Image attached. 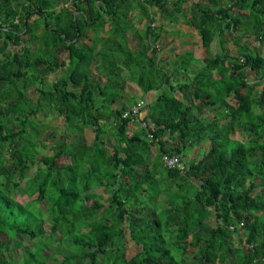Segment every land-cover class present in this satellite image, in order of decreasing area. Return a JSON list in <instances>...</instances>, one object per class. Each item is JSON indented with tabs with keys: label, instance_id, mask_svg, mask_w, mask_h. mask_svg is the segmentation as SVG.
Returning <instances> with one entry per match:
<instances>
[{
	"label": "trees",
	"instance_id": "obj_1",
	"mask_svg": "<svg viewBox=\"0 0 264 264\" xmlns=\"http://www.w3.org/2000/svg\"><path fill=\"white\" fill-rule=\"evenodd\" d=\"M184 1L0 0V264H264V0H197L190 13ZM183 13L201 58L162 34L160 22ZM34 40L32 51L23 44ZM166 48L170 62L158 55ZM125 79L142 92L135 102L157 90L146 119L158 140L144 128L128 136L122 112L134 102L111 104ZM57 115L59 134L45 119ZM162 153L178 154L185 172L165 169Z\"/></svg>",
	"mask_w": 264,
	"mask_h": 264
},
{
	"label": "rangeland",
	"instance_id": "obj_2",
	"mask_svg": "<svg viewBox=\"0 0 264 264\" xmlns=\"http://www.w3.org/2000/svg\"><path fill=\"white\" fill-rule=\"evenodd\" d=\"M193 1H197V0H186L185 1V5L187 3H189V5L193 2ZM64 3L67 4V6L69 5L68 3V0H56L55 2V6L57 8L61 7L64 5ZM187 5V6H189ZM186 7V6H185ZM197 10V9H195ZM190 13V12H189ZM184 14V17L183 16H180L179 19H178V24H174V23H171L169 22L167 19H164L160 22V24H162L163 26V35L165 36H175V37H181L183 39H186L189 41V43L186 45V47L189 49L191 48L192 51H193V54H194V57L196 58H201L202 56V48L200 46V38L199 36L197 35V30L195 29V27H193L192 25L188 24L187 22H185L187 19H188V16L190 14H186V13H183ZM186 14V16H185ZM235 14V13H234ZM157 23V22H156ZM176 27H179V30L176 28ZM195 30V31H193ZM172 31V32H171ZM193 31V33L195 34L194 36L192 37H189L190 34H192L191 32ZM39 32V30H37V33ZM173 33V34H172ZM91 34V33H89ZM163 38H160L158 41H157V44L159 45L160 41H162ZM0 43H1V40H0ZM23 44L28 47L31 51L34 49L35 45H36V40L34 41H28V42H23ZM228 44V43H227ZM184 46V45H183ZM178 47H180V45H178ZM13 50H17L18 49V52L20 51L19 49V46H16V47H12ZM178 49L175 48V51H177ZM159 57H166V59L168 60V62H170V59L172 58V56L170 55V53L168 52V48L164 49V50H160L159 52ZM62 59V57H61ZM166 61V60H165ZM164 61V62H165ZM195 61V60H193ZM94 63L92 64L91 66V72L96 76L97 79L101 80V81H104V77L102 74H100L99 72L96 71V69L93 67ZM166 65H169V63L166 62ZM60 68L55 70V71H52V72H49L46 77L44 78V81H43V84L42 86H47V85H50L52 81H54L55 79H57V77L61 74L60 72ZM122 73L126 76V72L125 71H122ZM195 71L194 70H191L190 73L184 77L185 80H190L193 75H194ZM125 85H124V89L121 91V93L119 95H116V97L114 98L113 102L111 103L114 107H118L122 102H128V104H131L132 102H135L136 99H138L141 95H142V92L140 90V88L134 84V82L130 81L129 79H125L124 81ZM167 85H162V90H164V88H166ZM260 87V86H259ZM34 91V86L32 84H29L27 86V88L25 89V92L27 93H32ZM157 90H152V91H149L145 94H143V97L145 96V101L144 102H147L150 103V101L157 95ZM177 96L181 97V93H177ZM229 103H232L234 104L235 103V99L233 97H228L227 98ZM99 103V102H98ZM184 103L186 105H188V100L184 98ZM208 108V107H206ZM140 114V113H139ZM206 116L208 117H212L213 114L211 113H206L205 114ZM39 119H42V116H40L39 114L37 115ZM46 121L50 120L51 121V125L57 130L58 134L64 130L65 128V125H64V122H65V116L63 115H57L56 117L54 116H48L47 118H45ZM15 124H18L20 125V122L19 121H15ZM133 129H131L130 127L128 128V133H131ZM51 131L49 128H47L41 135V137L43 138V140L45 141L46 144H50L51 143V140L49 137H48V132ZM69 135H71L69 132H68ZM96 132H95V128H94V125H86L84 126L83 128V137L85 139V143L89 144L91 143L94 139H96ZM166 136L169 137V133L168 132H165ZM98 142H99V145H102V143H106V145L104 146L106 148V146L108 147L109 143H107V140L104 138L103 134H102V131L98 134ZM235 136H237L238 138H241L243 136H245L244 133H236ZM46 137V138H45ZM58 138V137H57ZM102 142V143H101ZM209 142H206L204 143L203 145L206 147L208 146ZM158 146V144H157ZM95 151H93L91 154H94ZM41 153V151H40ZM65 161H69L68 159H66ZM35 166V165H34ZM33 165L30 167V170H28L27 174L24 176V179L21 181V184L24 185L26 183V180L28 179V177H30L31 175H33L34 173V167ZM185 191V190H184ZM95 195H97L96 193V190L95 189H92L88 192L85 193L84 195V200L86 201H89L90 199H92ZM107 195V194H106ZM106 195H102L103 198L106 197ZM165 196V193L163 192L161 197H164ZM33 197H35V195H33L31 198L28 197L27 195H19L17 198L20 199L21 201H23L24 199H32ZM208 221L210 222L211 225H215L214 223V218H211L209 217L208 218ZM220 222V221H219ZM23 237V238H22ZM41 238V237H39ZM38 238V241H40V239ZM21 239L23 241V243H26L28 240H30L28 237L26 236H21ZM230 245L232 247H238L240 246V243L236 237L235 234L232 235V237H230ZM128 243H129V248L127 249V252L128 253H134L135 252V248L132 247L133 245V242H130L128 239H127ZM242 245H244V242H241ZM52 249H49V248H45L43 250V253L44 255H48L49 252L51 251ZM188 253V252H187ZM190 254V252L188 253ZM101 256L99 257V259H101L102 257V254H100ZM12 256L15 260H18L20 258L23 257V253H22V248L16 246V247H13L12 248ZM232 258V255L229 254V258L228 260H231ZM45 264H54L53 263V260H47L45 262ZM72 264H78L77 261H74ZM215 264H220L218 261L215 263Z\"/></svg>",
	"mask_w": 264,
	"mask_h": 264
},
{
	"label": "built area",
	"instance_id": "obj_3",
	"mask_svg": "<svg viewBox=\"0 0 264 264\" xmlns=\"http://www.w3.org/2000/svg\"><path fill=\"white\" fill-rule=\"evenodd\" d=\"M143 102L138 103L136 105H134L131 110L126 111L124 113L125 116H129L131 117L132 120H138L139 118L142 117L143 114V108L144 106L142 105ZM140 113V114H139ZM143 126H146L147 128H149V131H147V136L150 139H154V140H158V138L154 137L153 135V130H155V128L151 127V126H147L145 122L142 123ZM161 161L163 163V165L168 168V169H180L182 172H185V170L187 169L186 167V163L185 161H183L178 154H166L163 153L161 155Z\"/></svg>",
	"mask_w": 264,
	"mask_h": 264
},
{
	"label": "clouds",
	"instance_id": "obj_4",
	"mask_svg": "<svg viewBox=\"0 0 264 264\" xmlns=\"http://www.w3.org/2000/svg\"><path fill=\"white\" fill-rule=\"evenodd\" d=\"M71 1L72 0H68V3H69V5H71ZM68 5V6H69ZM63 6H67V4L66 3H64V5ZM191 6V5H190ZM190 6H188L187 8L186 7H184L185 9H186V11H191V9H190ZM138 103H141V102H134V103H132L130 106H129V108H127V109H125L123 112H122V117H124V118H127L128 120H129V124H128V126H127V134H128V136H130L135 130H139L140 128H144L145 129V131H146V134H145V136L147 137V139L149 140V141H154V139H150L148 136H147V131H149V128H147L146 126H143L142 125V123L143 122H145L146 123V125L147 126H151V127H153L152 125H151V123L148 121V119H146V110L148 109V107H146V103L147 102H144L143 101V103H142V105L144 106V110H143V114H142V117L141 118H139L138 120H132L131 119V117H129V116H125L124 115V113L126 112V111H129V110H131V108L134 106V105H136V104H138ZM131 128V129H133L132 130V132L131 133H128V128ZM154 128V127H153ZM155 137V136H154ZM46 138V137H45ZM163 154V153H162ZM161 154V155H162ZM160 160H161V156H160ZM162 162V161H161ZM163 164V163H162ZM35 165V166H34ZM33 165V169H34V173H35V168H36V164H34ZM164 166V165H163ZM164 168L165 169H168V168H166L165 166H164ZM28 170H30V168L28 169ZM33 173V174H34ZM32 176V175H31ZM29 178V177H28Z\"/></svg>",
	"mask_w": 264,
	"mask_h": 264
},
{
	"label": "crops",
	"instance_id": "obj_5",
	"mask_svg": "<svg viewBox=\"0 0 264 264\" xmlns=\"http://www.w3.org/2000/svg\"><path fill=\"white\" fill-rule=\"evenodd\" d=\"M185 1H186V0H185ZM185 1L183 2V5H182V6H183V7H185V6H186V8H187V7H188L187 5H189V3H187V4L185 5V4H184V3H185ZM190 1H191V0H190ZM190 5H191V4H190ZM190 5H189V6H190ZM147 102H148V101H147ZM146 112H147V110H146ZM165 135H166V134H165ZM162 138H165V137H162Z\"/></svg>",
	"mask_w": 264,
	"mask_h": 264
}]
</instances>
